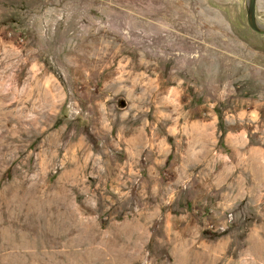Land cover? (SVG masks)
Masks as SVG:
<instances>
[{
	"label": "rangeland",
	"instance_id": "374dc122",
	"mask_svg": "<svg viewBox=\"0 0 264 264\" xmlns=\"http://www.w3.org/2000/svg\"><path fill=\"white\" fill-rule=\"evenodd\" d=\"M245 3L0 0V264H264Z\"/></svg>",
	"mask_w": 264,
	"mask_h": 264
},
{
	"label": "water",
	"instance_id": "95a60500",
	"mask_svg": "<svg viewBox=\"0 0 264 264\" xmlns=\"http://www.w3.org/2000/svg\"><path fill=\"white\" fill-rule=\"evenodd\" d=\"M255 0H246L245 17L247 27L256 34L264 35V26L257 24L254 17Z\"/></svg>",
	"mask_w": 264,
	"mask_h": 264
}]
</instances>
